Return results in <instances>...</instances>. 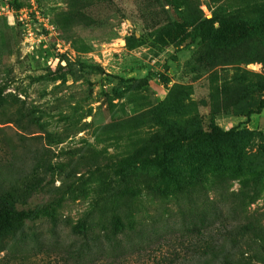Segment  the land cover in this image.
Returning <instances> with one entry per match:
<instances>
[{"label": "rangeland", "instance_id": "rangeland-1", "mask_svg": "<svg viewBox=\"0 0 264 264\" xmlns=\"http://www.w3.org/2000/svg\"><path fill=\"white\" fill-rule=\"evenodd\" d=\"M9 1L0 0V162L9 180L41 174V157L51 163L30 201L46 207L40 235L49 238L50 217L63 239L70 226L120 228L117 264H166L190 259L203 235L234 233L246 241L238 264H264V109L247 119L211 107L228 81L254 108L264 66L244 56L214 66L219 24L200 25L262 22L264 0H25L14 20ZM213 125L236 129L121 163Z\"/></svg>", "mask_w": 264, "mask_h": 264}, {"label": "trees", "instance_id": "trees-1", "mask_svg": "<svg viewBox=\"0 0 264 264\" xmlns=\"http://www.w3.org/2000/svg\"><path fill=\"white\" fill-rule=\"evenodd\" d=\"M9 4L14 10L25 7L21 0H10ZM206 23L219 24V29L210 38L214 66L232 65L233 59L238 56H244L246 64L260 62L264 66V21L256 23L235 21L234 18L225 15L220 19L202 21L200 25L204 26ZM256 77L254 87L257 92L264 93V76ZM229 85L230 82L224 81L217 89L219 94L213 98L218 101L222 93L223 101L221 104L220 102L212 104L213 113L217 114L221 105L224 110L230 108L247 119L262 112L263 97L257 100L254 108L245 109L246 103L231 96L227 91ZM5 91V87H0V107L7 100ZM12 103L22 118L33 116L34 110L26 108L18 96L13 97ZM235 129L226 131L213 125L210 131L194 132L158 142L154 149L155 156L151 159H131L121 163L136 165L144 160L154 162L161 149L189 140L229 135ZM38 162L44 169L41 174L36 173L34 169L35 172L19 175L13 180L4 176L5 168L0 162V264H117V251L124 244L122 237L127 234L120 228L99 231L81 225L70 226L68 238L63 239L58 233L59 220L50 217L49 238L40 235L37 230L38 222L46 207L32 205L30 201L35 195L43 192L53 167L45 157L39 158ZM245 244V239L234 233L228 236L203 235L199 242H196V250L190 259L184 258L180 263L175 259L166 264H238L247 254V249L244 250Z\"/></svg>", "mask_w": 264, "mask_h": 264}, {"label": "built area", "instance_id": "built-area-1", "mask_svg": "<svg viewBox=\"0 0 264 264\" xmlns=\"http://www.w3.org/2000/svg\"><path fill=\"white\" fill-rule=\"evenodd\" d=\"M22 2L24 1L25 2V0H21ZM32 2H33V4H34V0H31ZM9 6H7L6 8H8ZM26 10V5H25V7L24 8H22V9H20V10H14L13 8H11V9H9L8 10V13H10V18L12 19V20H14L15 19V17H16V15H17V17H18V13H19V15H21V14H23V12ZM20 18H21V16H19Z\"/></svg>", "mask_w": 264, "mask_h": 264}]
</instances>
